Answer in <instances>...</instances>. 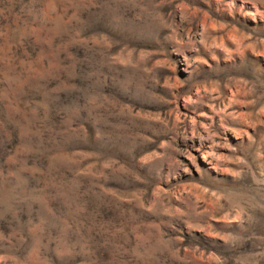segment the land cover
<instances>
[{
    "label": "rangeland",
    "instance_id": "obj_1",
    "mask_svg": "<svg viewBox=\"0 0 264 264\" xmlns=\"http://www.w3.org/2000/svg\"><path fill=\"white\" fill-rule=\"evenodd\" d=\"M0 264H264V0H0Z\"/></svg>",
    "mask_w": 264,
    "mask_h": 264
}]
</instances>
